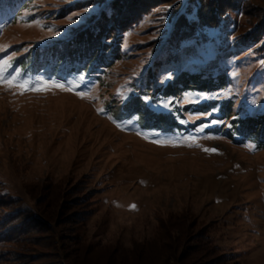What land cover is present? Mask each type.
Here are the masks:
<instances>
[{
	"label": "rangeland",
	"instance_id": "obj_1",
	"mask_svg": "<svg viewBox=\"0 0 264 264\" xmlns=\"http://www.w3.org/2000/svg\"><path fill=\"white\" fill-rule=\"evenodd\" d=\"M251 1L264 7V0ZM76 2V9L62 17L60 12ZM177 3L165 2L138 16L122 36L121 57L92 71L90 64L82 66L85 63L75 52L61 56L70 38L53 36L47 28L68 25L70 14L93 1L0 0V45H10L0 52V59L16 54L9 72L22 68L32 77L57 80L86 73L94 84L92 94L99 97L81 99L58 89L14 95L0 85V198H21L34 206L35 196L46 185L67 181L70 188L81 181L90 197L83 233L94 248L112 249L117 244L127 252L142 248L144 242L155 240L162 219L189 212L206 226L213 242L229 256V264H264L262 43L243 41L253 27L235 9L218 26L199 23L193 34L160 52L177 15L171 8ZM169 72L173 78L161 83ZM129 88L133 89L129 99L122 100L118 91ZM222 90L233 95L185 101L159 113L142 99L147 94L153 100L179 101L189 92ZM249 105L254 112L232 119ZM217 106L219 111L212 116L200 115ZM101 107L107 115L97 112ZM137 117V128L117 127V122ZM137 130L150 139L137 135ZM173 134L177 139L197 136L199 146L151 142ZM159 248L153 244L148 255ZM104 251L96 250L90 257L100 258ZM4 259L0 264H7Z\"/></svg>",
	"mask_w": 264,
	"mask_h": 264
},
{
	"label": "trees",
	"instance_id": "obj_2",
	"mask_svg": "<svg viewBox=\"0 0 264 264\" xmlns=\"http://www.w3.org/2000/svg\"><path fill=\"white\" fill-rule=\"evenodd\" d=\"M90 1L96 4V0ZM101 1L110 6L111 14L101 11L86 25L76 28L67 40L68 47L60 53L69 57L75 52L85 63L82 66L88 63L92 71L109 67L121 57L122 36L138 21V16L176 0H97V3ZM78 3L65 7L60 12L62 17L76 9L73 7ZM183 6L184 12L180 11ZM171 9L177 15L160 52L169 51L193 34L199 23L218 26L236 9L247 16V23L253 27L243 41L262 43L259 51L264 53V7L251 0H178ZM107 40L111 42L106 43ZM158 58L159 55L155 60ZM66 183H51L40 189L34 206L21 198H0L1 261L5 258L7 264H229V256L213 242L206 226L200 225L189 212L162 219L155 240L144 242L142 248L131 252L119 244L112 249L94 248L83 233L89 214V194L84 193L81 181L70 188ZM153 244L160 248L148 255ZM102 249L106 251L104 256L90 257Z\"/></svg>",
	"mask_w": 264,
	"mask_h": 264
},
{
	"label": "snow or ice",
	"instance_id": "obj_3",
	"mask_svg": "<svg viewBox=\"0 0 264 264\" xmlns=\"http://www.w3.org/2000/svg\"><path fill=\"white\" fill-rule=\"evenodd\" d=\"M171 7V6H169ZM101 11L107 12L109 15L110 13V6L105 4H88L85 5L82 11L74 12L70 14L67 19L69 21L68 25L59 27V26H53L48 27L47 30L50 32L53 36H64L66 38H70L72 35V32L81 26H84L87 24L88 20L91 19L93 16H98ZM25 15H29V13H25ZM23 21V17L21 18ZM41 27H47L46 25H41ZM0 31H2V28H0ZM42 39H47V37H44ZM110 40H107L106 43H110ZM10 45H0V52H4L7 48H9ZM31 47V46H30ZM29 48H25L24 51L28 52L30 50ZM16 59V54L12 53L11 55H7L3 59H0V85H3L6 89L13 92L14 95L19 94L23 95L25 92H48L54 89H58L61 91H69L74 92L77 96H79L81 99L84 98H91L93 100H98L99 97L92 94V90L94 87V84L88 80L86 73H78V74H71V79H63V80H57L52 79L51 77L45 78L44 76L39 77H32L30 74L26 73L24 69L22 68H15L12 72H9V69L13 68V62ZM261 66H264V60L259 61ZM236 75H239L238 73ZM172 73L169 72L166 76H163L161 78V83H163L165 80L172 79ZM133 89L129 88L126 91L124 89H121L118 91L117 95L121 97L122 100H128L129 96L131 95ZM127 92V94H126ZM233 93L228 90H222L217 92H197V93H186L185 96L177 101L176 99H156L153 100V98L149 95H145L142 97L145 104L148 106V108L153 112H163L170 110L175 104L177 103H184L187 101L188 103H201L206 102L210 100H220L223 98H231ZM219 111V106L214 107L210 111L206 113H201V116H212L213 113ZM255 109L249 105L247 108H243L240 113L237 116L232 117L233 120L241 119L249 116L252 112H254ZM97 112L107 115V111L105 108L101 107L97 109ZM199 116L197 117V119ZM109 119H113V117L109 116ZM114 122H116L114 120ZM139 123V117H137L135 120H127L123 123L117 122V127L121 128L123 131H131L134 128H137V125ZM181 123H187V121H181ZM211 123H224V121H216L213 120ZM227 126L231 127V124H228ZM202 128H198L197 131H202ZM137 135L143 136L144 139H150V137L145 136L142 131L137 130ZM160 134H157L159 136ZM198 139L199 137L193 136V135H181L178 139L176 138L175 134H173L172 137H166L164 139H152V143L165 145V146H172L177 147L182 144L187 145L188 147L192 146H199L198 145ZM247 147L250 149L255 150V145L248 144ZM205 152L209 153H216L218 152L217 148H204ZM237 167H239L237 165ZM131 208L135 209L136 205H130Z\"/></svg>",
	"mask_w": 264,
	"mask_h": 264
}]
</instances>
